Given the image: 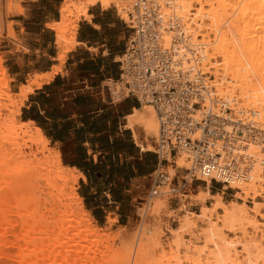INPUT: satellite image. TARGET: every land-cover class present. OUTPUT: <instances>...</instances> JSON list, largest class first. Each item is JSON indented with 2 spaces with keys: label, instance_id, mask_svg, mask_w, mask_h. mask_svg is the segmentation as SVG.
<instances>
[{
  "label": "bare ground",
  "instance_id": "obj_1",
  "mask_svg": "<svg viewBox=\"0 0 264 264\" xmlns=\"http://www.w3.org/2000/svg\"><path fill=\"white\" fill-rule=\"evenodd\" d=\"M2 2L0 0V10ZM11 2L12 0H5L7 10H4L7 13L11 12ZM133 2L134 0H62L58 10L59 19L47 24V28L55 32V43L61 48L56 60L63 63L66 53L76 44L77 25L73 17H86L87 8L99 4L102 8L113 5L123 19L128 16ZM163 2L174 3L183 20L188 18L186 13L192 2L199 4L200 10L196 15L198 18L205 16L209 19L207 29L214 35L217 43L211 47L212 53L207 54L208 46L212 44L204 42L202 62L206 69L214 70L210 71L214 91L230 100L235 99V96L241 101L243 99L239 106H248L247 108L258 111L259 122L264 126V0H160V3ZM203 5H209L210 9L204 10ZM20 11L18 8L16 12ZM222 26L226 28L223 29ZM192 31L189 27L188 32ZM9 33L12 34V31ZM161 33L163 43L167 44L168 33ZM217 57L221 62L211 64V59ZM208 58L210 65L206 62ZM220 70L224 72L219 74ZM59 71L60 67L54 66L51 72L37 74L30 80V84L21 86L19 102H11V106L16 105L15 110L0 121V264H101L102 259L98 260L96 253L100 252L98 247L105 235L91 225L82 200L75 193L74 184L77 178L84 179L83 174L77 172L78 176L75 177L67 172L71 173L76 169L62 165L59 151L48 148V139L31 121L20 120L15 124L16 116L20 114L27 96L51 81ZM5 72L0 61V89L7 88ZM228 75L231 76L230 79L226 78ZM224 81L229 85L224 86ZM122 90L117 82L112 83V93L116 98H119ZM235 90H238L241 98L234 93ZM2 95L9 98L7 94ZM152 110L151 106L145 105L126 116V126L132 130L134 138L137 137L135 127L139 125L144 136L149 138L157 134V120ZM3 129L7 130L8 135H5L6 131L3 133ZM139 147L141 150H151V146ZM248 152L253 161L246 179L229 186L245 195L240 198L242 202L251 192L259 196L258 189L264 193V152L260 147L252 145ZM175 164L176 167L188 168L184 156L176 158ZM167 171L169 180L174 175V169L168 167ZM190 177L187 174L184 179ZM198 179L210 182L206 177L200 176ZM40 183H43L47 190L45 194L50 199L42 198L39 194ZM201 193L202 196L199 197L202 202L211 197L206 190ZM237 194L240 195L238 192ZM163 196L165 195H148L140 205L142 210L138 212L140 220L134 240L126 239L130 242L125 243V251L119 250L113 264H147L145 254L155 230L148 225L146 219L159 217L156 214L163 208ZM213 198V206L202 205L199 213L185 214L179 225L170 230L169 250L158 257L159 264L264 262V238L257 240L246 237L248 227L256 230L259 225L247 217L248 211L244 203L226 204L219 194ZM48 200L50 204L46 207ZM253 203L251 212L254 217L264 219V215L259 214L256 209L259 204ZM217 209L222 211L221 219L214 217ZM236 229L242 233L240 239L225 236L224 231L232 232ZM124 234L126 238L128 234ZM185 234L190 236V240H182ZM159 247L157 246L158 249ZM103 263L107 264L106 261Z\"/></svg>",
  "mask_w": 264,
  "mask_h": 264
},
{
  "label": "built area",
  "instance_id": "obj_2",
  "mask_svg": "<svg viewBox=\"0 0 264 264\" xmlns=\"http://www.w3.org/2000/svg\"><path fill=\"white\" fill-rule=\"evenodd\" d=\"M178 13L171 2L134 0L128 13L131 35L118 61L117 83L128 96L151 106L157 120L159 164L150 175L149 196L178 193L162 170L170 159L175 164L184 156L191 177L230 186L247 177L253 161L249 146L264 152L258 111L214 91L212 68L202 63L205 44L190 18ZM161 32L168 33L167 44Z\"/></svg>",
  "mask_w": 264,
  "mask_h": 264
},
{
  "label": "crops",
  "instance_id": "obj_3",
  "mask_svg": "<svg viewBox=\"0 0 264 264\" xmlns=\"http://www.w3.org/2000/svg\"><path fill=\"white\" fill-rule=\"evenodd\" d=\"M49 7L54 8L56 12L59 9L58 6ZM21 20L26 24L25 19L21 18ZM57 20L50 18L33 22L35 28L23 27L22 40H30L35 35L40 39L48 33L52 37L48 45L56 48L53 32L45 26ZM37 26L42 28L39 29ZM130 35L128 24L119 17L116 10L110 7L102 8L99 4L89 6L87 16L80 17L77 23L76 44L66 53L60 72L55 74L51 81L30 93L20 109V120L31 121L38 127L48 141L58 147L60 159L64 157L70 163L69 155L74 153L81 155V168L63 164L83 174L84 179L79 178V187L84 188L85 193L81 194L84 203L91 202V199L97 200L96 197L90 198L89 194H96V191L91 189L98 185L123 186L120 198H113L109 188H107L108 193H103L104 196L111 197L108 201L104 199L105 203L124 201L132 181L141 176H150L159 164L154 151L141 150L133 137L132 130L126 126V116L134 109H141L142 104L127 94L115 99L112 87L110 89L108 85L109 81L112 83L118 81L120 75L118 61ZM44 45L45 43L39 46V54H34L37 49L31 51L33 58L31 71L36 75L49 73L54 66L59 65L55 61V52L46 54L42 51L45 49ZM24 54L22 53L23 59ZM18 58L17 56L14 59L10 69L19 87L27 85L25 75L29 72L23 68L30 62H19ZM46 99H53L54 102L48 104ZM33 116L40 124L32 118ZM101 139L107 140L108 145H111L115 139L122 149L114 151L113 146H110L108 151L102 150ZM141 146H146L144 138L141 140ZM147 153H151L153 158L147 156ZM111 159L115 160L114 164H110ZM128 160H135L138 163L132 164L131 175L128 178L107 174L110 166L121 165ZM90 162L98 166L95 176L91 175L89 167L84 164ZM87 189H90V192H87ZM204 189L211 197L219 194L212 195L209 188ZM89 209L96 219L107 217V211L98 205L90 206Z\"/></svg>",
  "mask_w": 264,
  "mask_h": 264
},
{
  "label": "rangeland",
  "instance_id": "obj_4",
  "mask_svg": "<svg viewBox=\"0 0 264 264\" xmlns=\"http://www.w3.org/2000/svg\"><path fill=\"white\" fill-rule=\"evenodd\" d=\"M74 1H77V0H74ZM59 2H61V0H12L11 2L12 9H11V12L9 13H7L6 11L7 3H5V0H3L2 2V7L0 10V22H1L0 23V26H1L0 27V61H1V66L6 71L5 75L7 78V88L0 89V94H1L0 95V121L5 119V117L7 118L10 111L15 110L16 105L11 106V102L12 101L15 103L19 102L20 87L23 86V85H20L18 87L17 82H15L14 80L13 72L10 69L11 65L13 64L14 59L17 58L18 56L19 62L21 61L24 63L28 61L30 62L28 66L23 68L27 72H29V74L25 75L26 84L28 85L31 82L30 80H33L34 77L36 76V74H34L31 71L32 69L31 61L33 60V58H31V55H32L31 51L34 49L38 50L39 46H41L43 43H45L44 45L45 49L42 51L46 54H54L55 52V56L57 57V54L61 51V48L58 47L56 43H55L56 48H53L51 45H48L52 39V37L48 33L46 34V36H41L40 39H38L39 37L35 35L34 38H31L30 40H27V41L22 40V37H21V35L24 32L23 27L29 28L32 26L33 28H35L36 25H34L33 22L49 20L50 18H56V20L59 19V12H58L59 9H57V12L53 10L54 9L53 6H58L59 8L61 4ZM49 6H51L53 9H50ZM109 7L114 10H117L116 7H114L113 5H110ZM4 8L6 10H4ZM18 8L21 9L20 13L16 12ZM199 8L200 6L198 3L192 2L191 7L187 11L186 15L188 16V18H190L191 22L196 28L195 34L200 35L201 41L203 42L206 41L207 43L212 44L208 46L210 50L207 48L208 49L207 54H211L212 53L211 47L217 43L215 42L214 35L208 32L210 31L209 29H207L210 23L209 19L205 16L198 18V16L196 15L198 10H200ZM202 8L204 10H209L210 6L203 5ZM117 13L119 17L122 16L120 12L117 11ZM21 18L25 19L24 22H26V24L23 23ZM72 19L75 21L74 23L77 25L80 17H78L77 19L73 17ZM199 19L201 20L199 21ZM122 20H124L128 24V16H126ZM224 26H222L223 29L226 28V27L224 28ZM45 27L47 28V25ZM37 28L41 29L42 27L37 26ZM10 30L12 31V34L9 33ZM52 32L54 35L53 39L55 41V32L54 31ZM22 53H25L24 59L22 58ZM39 53H40L39 50L34 52L35 55ZM55 61L59 63L58 66L60 67V70H61V65L63 63L58 60H55ZM206 62H208V65H210L209 58L206 60ZM220 62H221V59L217 57L215 59H211L210 63L215 64V63H220ZM219 72H220L219 74H221L224 71L220 70ZM230 77L231 76L228 75L226 78L230 79ZM108 85L111 89L112 82L109 81ZM223 85L227 86L229 84L228 82L224 81ZM234 93H237L238 96H240L238 90H235ZM2 94H7L9 98L7 99V97ZM125 94H126V91L123 90L122 94H120V97L124 96ZM114 98L117 99L116 97ZM143 106H145V104L141 105V107ZM17 121H20V114L16 116L15 124H17ZM2 131L3 133H5L6 131L5 135L6 134L8 135L6 129H3ZM135 131L137 135V137L134 138L135 141L139 145H141V140L142 138H144L145 145L149 147L151 146L150 151L153 152L154 151V147H153L154 137L156 135L153 137L149 136V138L144 136L145 134L142 132V127L140 125L139 127H135ZM48 148H50L51 150H54V149L58 150V147L56 145H52L50 142L48 143ZM172 161L174 160L170 159L169 162L164 163L162 165V170L168 177V171H167L168 167H171L174 169V175L169 180L171 181L172 184L177 185V187H179L178 188L179 190H178V193L172 197L164 194L165 196L162 197L165 199L163 200L164 205H163V208L160 210V212L156 214L157 217L159 216L157 219L151 218V217H148L146 219V222L148 223V225L151 226V228L155 230L153 231L154 232L153 238L149 242L147 250H146V254H145L147 264H159L158 257L162 255V253L164 252L168 253L169 245L171 243L170 230L176 228L179 225V223L182 220V217L185 214H189L192 212L199 213L200 207L202 205L208 206V207L213 206L211 205L213 204V202H215V198L213 197H207L205 201L203 202L200 201L201 199L199 196H202L201 192L204 191L205 190L204 188L206 187L209 188V191L212 195L219 193L220 199L226 204L231 203V202H234L237 204L244 203V206L248 211L247 217L250 218L251 220H255L256 222H258V225H259L257 226L258 228L256 230L252 229V227H248L246 229V237L248 236L254 237L257 240H262V238H264V219H262L260 216L254 217V214L251 212V208L254 206L253 202H256L259 204L258 206H256L258 213L264 215V193H261L260 189L257 190V194L258 193L260 194L259 196H255V194L251 192L242 202L240 198L244 197L245 195L239 191H236V189L230 188L227 185L220 184L213 180H210V182L205 183L204 181L198 179L200 176L190 177V179H184L187 175V171L185 170L186 167H176L175 166L176 164H173ZM61 163L62 165H64L62 158H61ZM67 172L69 174H72L75 177L78 176V173L76 171H72L71 173L70 171H67ZM40 185H41V188L39 189V194L42 196V198L50 199L45 194L47 193L45 192L47 190L44 189L43 183H40ZM74 188H75V193L82 200L84 210L89 215L91 225L94 226L100 232V234L105 235V237H103V241L101 242V244H99V247H98L99 251L102 252V255L100 254V252L99 253L97 252L98 254L96 253V258L98 260L102 259L101 264L104 261H106L107 264L115 263V257H118L117 253L120 252L119 250L125 251V248H124L125 243L134 240V236L138 229L137 227L139 226L138 222L140 220V217L138 215L140 213V210H142L140 208V205L143 202H145L146 198H148V194L150 191V176L149 175L141 176L133 180L129 186V191L127 192V196H124L126 199H124V201L120 203H105L104 199H106V201L111 199V197L108 198L107 196H104L103 192L108 193L107 191L108 187H105V186H100V185L93 186L91 191H96L97 194L93 196H96L97 200L96 201L93 200L87 204L83 202V199L81 197V194L85 192H84L83 187L82 188L79 187V178H77L76 183L74 184ZM123 189H121V193ZM87 192H90V189H87ZM237 192L240 195H238ZM42 193H44V195ZM89 196H91V194H89ZM49 204H50V200H48L46 207H49L48 206ZM95 205H98L99 207H102V209L107 211L106 213L107 217L105 219H96L95 217H93L89 208L90 206H95ZM221 215H222L221 209H217L214 212V217L217 219H221L222 218ZM125 232H126V235L128 234L126 238H124ZM224 234L229 239H240L242 236V233L240 232L239 229L238 230L236 229L235 231H232V232L224 231ZM120 238L122 239L120 240ZM126 239L128 240L131 239V240L128 241ZM182 240L188 241L190 240V236L185 234L182 236ZM243 240L244 239H242V241ZM154 244L156 245L154 246ZM157 246H160L159 249L157 248ZM162 264H165V262H163ZM258 264H264V262H260Z\"/></svg>",
  "mask_w": 264,
  "mask_h": 264
},
{
  "label": "trees",
  "instance_id": "obj_5",
  "mask_svg": "<svg viewBox=\"0 0 264 264\" xmlns=\"http://www.w3.org/2000/svg\"><path fill=\"white\" fill-rule=\"evenodd\" d=\"M47 100V103L48 104H51L53 103V99H46ZM22 118H24V116H22ZM34 120H37V122L40 124L39 120L36 119V117H32ZM41 126V125H39ZM101 149L102 150H105V151H108L111 147L110 146H113V149L114 151H118L120 149H122L121 145H119L118 141L117 140H113L112 141V144L111 145H108L109 143H107V140H104V139H101ZM127 152H130L127 150ZM147 156H149L150 158H153L151 157V153H147ZM69 158L71 159L70 163L67 162V160L63 157L62 158V161L64 164H70V165H73V166H77L78 168H81L82 165L80 163V158H81V155H79L78 153H74L72 155H69ZM113 161V162H112ZM110 164H114L115 163V160H110ZM86 164L88 167H89V171L91 173V175L95 176V174L98 172V169H97V164H92V162L90 163H84ZM132 164L136 165L138 164L135 160L134 161H131V160H128L126 162H123V164L121 165H116V166H110L109 169H107V174L108 175H114V174H117L118 176H123L124 178H128L130 175H131V166ZM84 172L86 173V171L84 170ZM109 188V193L111 194V196L113 198H120L122 197V193H121V189H123V186H117V187H108ZM97 194V193H96ZM94 194V195H96ZM90 198H94L96 196H89ZM117 200V199H116ZM92 201V199H91ZM85 203H89L88 201Z\"/></svg>",
  "mask_w": 264,
  "mask_h": 264
}]
</instances>
